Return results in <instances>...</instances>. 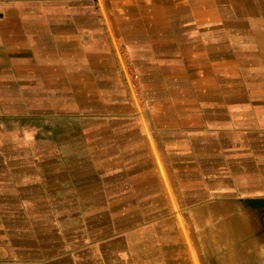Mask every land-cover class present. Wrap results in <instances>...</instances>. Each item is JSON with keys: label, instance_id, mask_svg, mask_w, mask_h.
Listing matches in <instances>:
<instances>
[{"label": "crops", "instance_id": "0c3cea01", "mask_svg": "<svg viewBox=\"0 0 264 264\" xmlns=\"http://www.w3.org/2000/svg\"><path fill=\"white\" fill-rule=\"evenodd\" d=\"M202 74L264 83V0H0V264H264V129L199 128Z\"/></svg>", "mask_w": 264, "mask_h": 264}, {"label": "rangeland", "instance_id": "374dc122", "mask_svg": "<svg viewBox=\"0 0 264 264\" xmlns=\"http://www.w3.org/2000/svg\"><path fill=\"white\" fill-rule=\"evenodd\" d=\"M6 1L8 3L16 2V1L21 3V2H24L25 0H6ZM39 1L42 2L44 0H39ZM126 71H127V73H126L127 79L129 80V84H130V90L134 96L135 102L142 105L141 100H143V99L141 97H143V94H142V91L139 89L140 85H137V83L139 84L140 79H141L140 75L135 70V68L131 67L130 64L127 65ZM262 76H264V75H262ZM239 77H240V75H231V77L229 79L231 86L241 82L239 80ZM212 79L213 78L211 76L206 75V74H202V75H200V78L198 80V84H199L200 89L197 91V93H199V94L194 96V97H199L201 99L203 97H206L207 95H209V96L212 95L210 99L215 100L214 112L211 113L210 107H208L209 109L207 111L209 112L208 113L209 115L205 116V115L201 114L204 116V122L202 125L198 126L199 128L205 127L206 129L217 130L219 128H228V127L230 128V127H233L232 126L233 124H237V125L241 126L239 128L248 129V128L253 127L254 129H258V128L264 129V86L262 85V84H264L262 82L263 80H258V81H254L253 83H247L246 84L247 86L248 85L252 86V84H254L253 85L254 88H246V89H241V90L240 89H236V90L235 89H229V91L228 90H221L220 91L216 88L214 90L209 89V87L211 85H213V83L211 84V82H210V80H212ZM250 86H248V87H250ZM168 94H169V92H168ZM221 94H223L222 97H221ZM234 100H236V101H234ZM165 108H167V106L163 107V111ZM189 111H191V110H189ZM147 112L148 113H154V110L152 108H150V109H148ZM204 114H207V113L205 112ZM207 117H209V119L205 120ZM248 118H249V120H248ZM211 119H213V121ZM46 123H48V122H44V124H46ZM93 124H95L93 121L92 122H83V121L78 122L77 120H73V117H72V119L69 121L53 122V130L52 131L55 134L61 133L63 131L66 133L68 132L70 134H73V133H76L77 131L81 130L85 134L84 137L81 138V139H83V141H86L87 139L93 140L92 137L88 136L95 129V126ZM100 124H102V123H100ZM102 125H103V129H106V130L109 129V122L106 123V121H105L104 124H102ZM50 139L57 141L56 137L55 138L51 137ZM85 154H86V157L88 158L87 153H85ZM7 156H9V153ZM39 157H40V153L38 155H36L37 159H39ZM56 157L57 156H55L56 160H61L60 158H56ZM92 157H93V161L96 160L94 155H92ZM98 159L99 158H97V160ZM65 160L68 161L67 159H65ZM107 161H109V159ZM107 172H109V171H107Z\"/></svg>", "mask_w": 264, "mask_h": 264}, {"label": "bare ground", "instance_id": "6f19581e", "mask_svg": "<svg viewBox=\"0 0 264 264\" xmlns=\"http://www.w3.org/2000/svg\"><path fill=\"white\" fill-rule=\"evenodd\" d=\"M236 90V89H235ZM247 91V90H246ZM220 92V91H219ZM207 94V93H206ZM238 94V93H237ZM223 95V94H222ZM245 95V94H244ZM212 95H210V97H211ZM208 97V96H207ZM216 97V96H215ZM206 98V97H205ZM217 99V98H216ZM232 99V98H231ZM235 99V98H234ZM234 101H236V100H234ZM221 107V106H220ZM253 110V109H252ZM211 112V111H210ZM220 113V112H219ZM218 113V114H219ZM212 115V114H211ZM207 116V115H206ZM208 118V117H207ZM211 118V117H210ZM252 118V117H251ZM250 118V119H251ZM257 119V118H256ZM208 120V119H207ZM220 120V119H219ZM246 120V119H245ZM248 120H249V118H248ZM253 120V119H252ZM83 121V120H82ZM231 121V120H230ZM251 122V121H250ZM236 123V122H235ZM255 124V123H254ZM169 126V125H168ZM196 126V125H195ZM211 127V126H210ZM203 128V127H202ZM205 128V127H204ZM232 128V127H231ZM253 128V127H252ZM235 129H237V128H235ZM241 129V128H240ZM245 130V129H244ZM256 130V129H255ZM260 130V129H259ZM258 130V131H259ZM261 131V130H260ZM201 137V136H200ZM199 137V138H200ZM208 152V151H207ZM201 153V152H200ZM52 159V158H51ZM253 164V163H252ZM253 172V171H252ZM237 173V172H236ZM236 173H235V175H236ZM238 174H239V172H238ZM204 195V194H203ZM219 205V204H218ZM221 206V205H220ZM211 207V206H210ZM212 207H213V205H212ZM216 207V206H215ZM145 209V208H144ZM210 209V208H209ZM202 210V209H201ZM205 210V209H204ZM206 213V212H205ZM197 215V214H196ZM241 217H243V216H241ZM244 218V217H243ZM177 236V235H176Z\"/></svg>", "mask_w": 264, "mask_h": 264}]
</instances>
